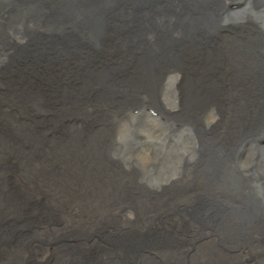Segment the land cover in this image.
Listing matches in <instances>:
<instances>
[{
    "label": "bare ground",
    "instance_id": "obj_1",
    "mask_svg": "<svg viewBox=\"0 0 264 264\" xmlns=\"http://www.w3.org/2000/svg\"><path fill=\"white\" fill-rule=\"evenodd\" d=\"M202 1L0 0V264H264V0Z\"/></svg>",
    "mask_w": 264,
    "mask_h": 264
},
{
    "label": "water",
    "instance_id": "obj_2",
    "mask_svg": "<svg viewBox=\"0 0 264 264\" xmlns=\"http://www.w3.org/2000/svg\"><path fill=\"white\" fill-rule=\"evenodd\" d=\"M57 0H51V3L53 4V3H55L54 4V6L56 7L58 4H60V3H57L56 2ZM226 1H239L240 2V0H224V2H226ZM103 2H106V4H104L105 5V7H100L99 9H98V14L100 15V19L99 20H104L106 17H104L103 16V14L102 13H106V15L107 16H109V9H110V7H114L116 4H120V3H122V2H124L123 4H125L126 5V3H127V5L128 4H131V5H133V4H139V2L138 3H136V0H103ZM146 2H149V0H146ZM203 2H205L204 0L202 1V3ZM216 2H218L217 0H216ZM242 2H244V0L242 1ZM149 4H152V3H149ZM80 5V4H79ZM85 4H83V6H84ZM131 5H129V6H131ZM54 7V8H55ZM95 7H96V5H94V8L90 11V13L89 14H87L86 16L84 15V17H85V22H86V27H89L90 29H91V22L89 21L90 20V18H91V13H92V11L95 9ZM62 10V9H61ZM64 10V9H63ZM68 13V14H67ZM69 13H73V12H66L65 13V15H67L66 17H65V19L67 20L68 19V15H69ZM61 14V13H60ZM62 15V14H61ZM65 15H62L63 17L65 16ZM80 22H76L75 24H77V26H81V22H82V20H83V18H80ZM105 21V20H104Z\"/></svg>",
    "mask_w": 264,
    "mask_h": 264
}]
</instances>
